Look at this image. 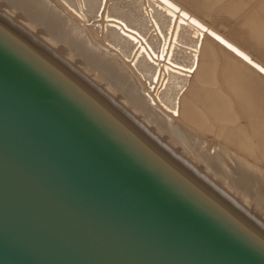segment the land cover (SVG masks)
<instances>
[{
  "label": "water",
  "instance_id": "1",
  "mask_svg": "<svg viewBox=\"0 0 264 264\" xmlns=\"http://www.w3.org/2000/svg\"><path fill=\"white\" fill-rule=\"evenodd\" d=\"M0 264H264V236L0 22Z\"/></svg>",
  "mask_w": 264,
  "mask_h": 264
},
{
  "label": "bare ground",
  "instance_id": "2",
  "mask_svg": "<svg viewBox=\"0 0 264 264\" xmlns=\"http://www.w3.org/2000/svg\"><path fill=\"white\" fill-rule=\"evenodd\" d=\"M171 1L0 0V22L264 236V0Z\"/></svg>",
  "mask_w": 264,
  "mask_h": 264
},
{
  "label": "snow or ice",
  "instance_id": "3",
  "mask_svg": "<svg viewBox=\"0 0 264 264\" xmlns=\"http://www.w3.org/2000/svg\"><path fill=\"white\" fill-rule=\"evenodd\" d=\"M246 58V57H245ZM261 71H264V69H261Z\"/></svg>",
  "mask_w": 264,
  "mask_h": 264
}]
</instances>
